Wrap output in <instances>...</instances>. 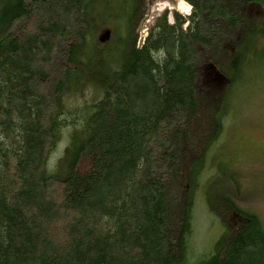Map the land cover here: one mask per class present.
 <instances>
[{
  "label": "trees",
  "instance_id": "1",
  "mask_svg": "<svg viewBox=\"0 0 264 264\" xmlns=\"http://www.w3.org/2000/svg\"><path fill=\"white\" fill-rule=\"evenodd\" d=\"M182 1L138 46L148 0H0V264H187L207 155L264 75V0ZM220 180L196 264H264V222Z\"/></svg>",
  "mask_w": 264,
  "mask_h": 264
},
{
  "label": "rangeland",
  "instance_id": "2",
  "mask_svg": "<svg viewBox=\"0 0 264 264\" xmlns=\"http://www.w3.org/2000/svg\"><path fill=\"white\" fill-rule=\"evenodd\" d=\"M164 10L168 12L169 23L173 22V12L182 16L190 13L186 14L178 7V0H150L140 29L144 27L147 31L153 19ZM146 35L147 32L144 37ZM260 62L262 60L258 58L255 63ZM256 68L264 73V67ZM251 77L250 84L242 83L238 87L223 132L208 153L206 168L199 177L191 214L187 264H196L206 257L222 232L221 224L206 205L203 189L208 179L220 178V189L229 192L235 190V184L242 187L237 191L238 204L257 214L264 222V75L260 77L256 71H251ZM212 79L216 82L217 77L212 76ZM60 151L61 145L54 151L53 158Z\"/></svg>",
  "mask_w": 264,
  "mask_h": 264
},
{
  "label": "bare ground",
  "instance_id": "3",
  "mask_svg": "<svg viewBox=\"0 0 264 264\" xmlns=\"http://www.w3.org/2000/svg\"><path fill=\"white\" fill-rule=\"evenodd\" d=\"M178 7H179V8H182L183 11H184L186 14H188L189 11H190V7H189V5L186 4V3H185L184 1H182V0H178ZM104 31H108V29H104ZM108 32H109V31H108ZM146 32H147V31H146V28L142 27V28L140 29V40L142 39L143 36H145V33H146ZM138 40H139V38H138Z\"/></svg>",
  "mask_w": 264,
  "mask_h": 264
},
{
  "label": "water",
  "instance_id": "4",
  "mask_svg": "<svg viewBox=\"0 0 264 264\" xmlns=\"http://www.w3.org/2000/svg\"><path fill=\"white\" fill-rule=\"evenodd\" d=\"M104 34H103V37H101V41H103V39H107L108 38V36H109V32L108 31H104L103 32ZM144 36L142 37V39L140 40V38H139V40H138V46H140L142 43H143V41H144ZM210 67H212V66H210ZM213 68V67H212Z\"/></svg>",
  "mask_w": 264,
  "mask_h": 264
},
{
  "label": "flooded vegetation",
  "instance_id": "5",
  "mask_svg": "<svg viewBox=\"0 0 264 264\" xmlns=\"http://www.w3.org/2000/svg\"><path fill=\"white\" fill-rule=\"evenodd\" d=\"M150 2V0H148ZM187 4V3H186ZM190 7V6H189Z\"/></svg>",
  "mask_w": 264,
  "mask_h": 264
}]
</instances>
